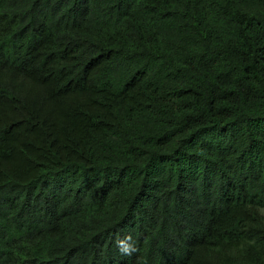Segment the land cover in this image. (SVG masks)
Returning <instances> with one entry per match:
<instances>
[{
	"label": "trees",
	"instance_id": "trees-1",
	"mask_svg": "<svg viewBox=\"0 0 264 264\" xmlns=\"http://www.w3.org/2000/svg\"><path fill=\"white\" fill-rule=\"evenodd\" d=\"M0 264H264V0H0Z\"/></svg>",
	"mask_w": 264,
	"mask_h": 264
},
{
	"label": "clouds",
	"instance_id": "clouds-1",
	"mask_svg": "<svg viewBox=\"0 0 264 264\" xmlns=\"http://www.w3.org/2000/svg\"><path fill=\"white\" fill-rule=\"evenodd\" d=\"M128 238H125L127 240ZM118 247L120 248V251L124 255H131L133 252L136 251V248L132 244L124 243L123 241L118 242Z\"/></svg>",
	"mask_w": 264,
	"mask_h": 264
}]
</instances>
